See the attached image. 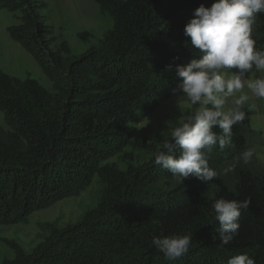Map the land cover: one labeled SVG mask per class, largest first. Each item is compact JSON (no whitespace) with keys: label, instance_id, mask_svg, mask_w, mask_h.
<instances>
[{"label":"trees","instance_id":"1","mask_svg":"<svg viewBox=\"0 0 264 264\" xmlns=\"http://www.w3.org/2000/svg\"><path fill=\"white\" fill-rule=\"evenodd\" d=\"M112 24L97 44L75 55L66 42L54 46L41 15L45 0H0V9L19 12L6 29L51 84L18 79L0 70V225L25 224L30 216L84 192L96 177L95 205L63 228L50 226L29 252L10 243L12 259L0 264H227L248 253L264 264V172L239 163L207 184L189 177L178 184L155 165L162 145L141 143L147 157L137 164L129 124L141 121L166 100L181 95L177 64L199 58L184 35L192 14L211 0H92ZM264 51V14L253 25ZM195 56V57H194ZM172 70H168V66ZM232 128L230 147L216 146L209 167L219 172L248 149L249 117ZM214 131H219L218 126ZM127 158L125 170L107 162ZM243 201L239 235L221 246L212 210L217 198ZM192 234L187 254L168 261L151 240L156 235Z\"/></svg>","mask_w":264,"mask_h":264},{"label":"clouds","instance_id":"2","mask_svg":"<svg viewBox=\"0 0 264 264\" xmlns=\"http://www.w3.org/2000/svg\"><path fill=\"white\" fill-rule=\"evenodd\" d=\"M258 14H264V0H213L209 7L200 4L195 8L184 26V35L190 38L186 44L198 51L199 58L177 64L174 74L180 80V96L193 111L171 129L162 141L163 150L155 153L153 161L178 184L189 177L206 184L218 178L221 173L209 167L210 154L216 146L221 151L232 146V128L246 118L243 106L249 96L244 89L264 99V78H248L253 69L264 70V51L255 47L253 38ZM168 70H172L171 65ZM216 126L218 132L213 130ZM253 156L254 149L244 150L223 172H233L239 163L249 164ZM250 200L221 197L212 203L221 246L231 244L239 235L241 214ZM151 243L166 260L174 261L188 253L192 234L156 235ZM227 264L255 261L248 253H240L229 258Z\"/></svg>","mask_w":264,"mask_h":264},{"label":"rangeland","instance_id":"3","mask_svg":"<svg viewBox=\"0 0 264 264\" xmlns=\"http://www.w3.org/2000/svg\"><path fill=\"white\" fill-rule=\"evenodd\" d=\"M212 2L213 0L204 4L205 7H209ZM45 3L46 9L41 15L52 29L54 46L66 42L75 55L97 44L104 33L111 28L110 18L103 14L92 0H45ZM19 16V12L11 14L0 9V70L8 76L21 80L26 77L32 78L49 90L51 84L38 65L7 35L8 27L19 24L17 20ZM191 18L190 13L178 16L182 22H188ZM255 47L258 48L257 45ZM229 71L235 72L236 69H229ZM248 78H264V70L257 72L253 69ZM244 92L249 96V100L243 106L250 113L248 149H254L252 161L245 166L254 172L261 173L264 172V99L253 96L247 88ZM191 111H193V106L179 95L166 100L141 121L129 124V128L134 132V145L127 149L130 162L133 164L142 162L147 157V153L141 143L162 145V141L168 137L171 129L178 126L183 116ZM0 127L8 131L1 113ZM107 163L114 164L120 170H125L129 161L127 158L116 156ZM230 164L232 162L228 161L220 167L221 175ZM101 189L100 181L95 177L84 192L76 197L64 199L48 209L33 213L27 223L0 225V263L6 259H12L13 252L10 243H16L29 252L44 241L51 225L63 228L75 223L84 211L95 205Z\"/></svg>","mask_w":264,"mask_h":264}]
</instances>
